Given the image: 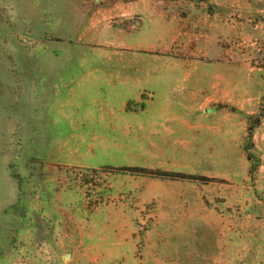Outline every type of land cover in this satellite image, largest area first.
I'll return each instance as SVG.
<instances>
[{"label": "rangeland", "instance_id": "374dc122", "mask_svg": "<svg viewBox=\"0 0 264 264\" xmlns=\"http://www.w3.org/2000/svg\"><path fill=\"white\" fill-rule=\"evenodd\" d=\"M0 264H264V0H0Z\"/></svg>", "mask_w": 264, "mask_h": 264}, {"label": "crops", "instance_id": "0c3cea01", "mask_svg": "<svg viewBox=\"0 0 264 264\" xmlns=\"http://www.w3.org/2000/svg\"><path fill=\"white\" fill-rule=\"evenodd\" d=\"M223 56H224V58H227L228 61L230 60V58H231V48L229 46L227 48L223 49Z\"/></svg>", "mask_w": 264, "mask_h": 264}]
</instances>
